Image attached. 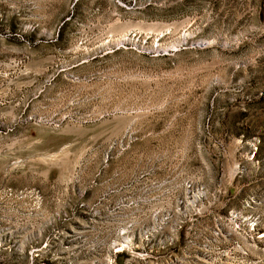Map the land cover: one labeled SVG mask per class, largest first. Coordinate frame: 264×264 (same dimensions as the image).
<instances>
[{
  "label": "rangeland",
  "instance_id": "obj_1",
  "mask_svg": "<svg viewBox=\"0 0 264 264\" xmlns=\"http://www.w3.org/2000/svg\"><path fill=\"white\" fill-rule=\"evenodd\" d=\"M0 264H264V0H0Z\"/></svg>",
  "mask_w": 264,
  "mask_h": 264
}]
</instances>
